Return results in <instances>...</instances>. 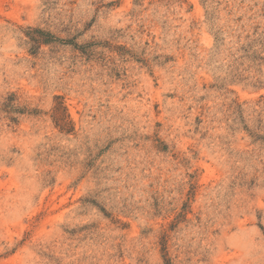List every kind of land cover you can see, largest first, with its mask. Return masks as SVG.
Returning <instances> with one entry per match:
<instances>
[{
  "label": "rangeland",
  "instance_id": "374dc122",
  "mask_svg": "<svg viewBox=\"0 0 264 264\" xmlns=\"http://www.w3.org/2000/svg\"><path fill=\"white\" fill-rule=\"evenodd\" d=\"M0 264H264V0H0Z\"/></svg>",
  "mask_w": 264,
  "mask_h": 264
}]
</instances>
